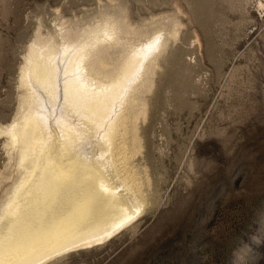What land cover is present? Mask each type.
Here are the masks:
<instances>
[{
    "label": "rangeland",
    "instance_id": "obj_1",
    "mask_svg": "<svg viewBox=\"0 0 264 264\" xmlns=\"http://www.w3.org/2000/svg\"><path fill=\"white\" fill-rule=\"evenodd\" d=\"M112 6L135 26L179 27L159 54L130 160L143 207L43 264H264V0H0V129L17 113L35 32ZM5 137L0 179L12 171Z\"/></svg>",
    "mask_w": 264,
    "mask_h": 264
},
{
    "label": "bare ground",
    "instance_id": "obj_2",
    "mask_svg": "<svg viewBox=\"0 0 264 264\" xmlns=\"http://www.w3.org/2000/svg\"><path fill=\"white\" fill-rule=\"evenodd\" d=\"M172 21L151 30L109 8L84 25L35 32L17 113L0 129L12 160L0 179V264H43L142 210L130 160L142 148L159 54L178 33Z\"/></svg>",
    "mask_w": 264,
    "mask_h": 264
}]
</instances>
